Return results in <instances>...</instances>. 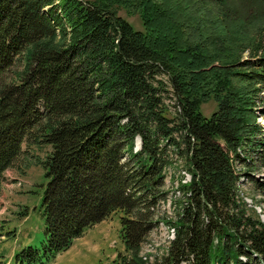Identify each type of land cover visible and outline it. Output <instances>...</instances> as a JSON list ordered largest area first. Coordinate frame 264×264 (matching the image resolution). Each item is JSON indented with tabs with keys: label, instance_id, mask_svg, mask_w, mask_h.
<instances>
[{
	"label": "trees",
	"instance_id": "16d2710c",
	"mask_svg": "<svg viewBox=\"0 0 264 264\" xmlns=\"http://www.w3.org/2000/svg\"><path fill=\"white\" fill-rule=\"evenodd\" d=\"M263 23L264 0H0V182L26 161L23 144L49 148L33 154L43 240L17 264L48 263L113 212L124 245L114 264H146L141 244L159 222L175 237L149 264H264V224L233 197V158L248 150L264 168ZM171 151L191 180L166 218Z\"/></svg>",
	"mask_w": 264,
	"mask_h": 264
},
{
	"label": "rangeland",
	"instance_id": "374dc122",
	"mask_svg": "<svg viewBox=\"0 0 264 264\" xmlns=\"http://www.w3.org/2000/svg\"><path fill=\"white\" fill-rule=\"evenodd\" d=\"M117 14L126 19L135 30H143L137 13H129L123 8H118ZM259 34L261 49L264 52V23ZM246 57L248 52L243 51L240 58ZM166 102L171 104L169 107L171 114L173 103L171 100ZM262 107H256L255 112L256 122L264 131V115L259 113ZM215 110L216 103L211 99L203 102L200 107L204 117H208ZM22 147L26 151L24 153L27 156L26 161L19 163V169L5 171L0 182V264L8 263L13 253L27 244L40 246L43 237L44 220L40 199L45 184L44 168L37 159L33 158V154L44 159L49 148L28 147L25 144ZM28 149L30 152L27 153ZM239 154L238 158H233L236 174L234 201L238 209L243 210L245 216L258 219L264 224V195L261 186L258 185L264 182V168L258 165V161L248 150ZM170 158L173 163L171 167L165 168L163 186L167 193L166 199L159 204L158 214L166 218H175L182 212L188 195L186 193L185 198L181 186L190 182L191 174L184 169L182 158L173 152ZM250 163H254L255 167L249 166ZM232 208H227V211L234 212L235 209ZM120 216V212H113L106 219L86 229L66 251L58 255L52 264H114L117 255L124 253V245L119 233ZM174 237L173 228L159 222L158 225L153 226L141 244L139 257L146 264L160 261ZM179 264H187V262L183 261Z\"/></svg>",
	"mask_w": 264,
	"mask_h": 264
},
{
	"label": "water",
	"instance_id": "95a60500",
	"mask_svg": "<svg viewBox=\"0 0 264 264\" xmlns=\"http://www.w3.org/2000/svg\"><path fill=\"white\" fill-rule=\"evenodd\" d=\"M137 147H139V142H137Z\"/></svg>",
	"mask_w": 264,
	"mask_h": 264
},
{
	"label": "bare ground",
	"instance_id": "6f19581e",
	"mask_svg": "<svg viewBox=\"0 0 264 264\" xmlns=\"http://www.w3.org/2000/svg\"><path fill=\"white\" fill-rule=\"evenodd\" d=\"M171 227V226H170ZM171 228H173V227H171ZM173 231H174V228H173Z\"/></svg>",
	"mask_w": 264,
	"mask_h": 264
}]
</instances>
